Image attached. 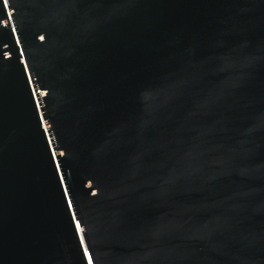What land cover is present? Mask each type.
<instances>
[{
	"label": "water",
	"instance_id": "obj_1",
	"mask_svg": "<svg viewBox=\"0 0 264 264\" xmlns=\"http://www.w3.org/2000/svg\"><path fill=\"white\" fill-rule=\"evenodd\" d=\"M264 264V0H0V264Z\"/></svg>",
	"mask_w": 264,
	"mask_h": 264
},
{
	"label": "snow or ice",
	"instance_id": "obj_2",
	"mask_svg": "<svg viewBox=\"0 0 264 264\" xmlns=\"http://www.w3.org/2000/svg\"><path fill=\"white\" fill-rule=\"evenodd\" d=\"M4 3L7 4V0H4ZM89 264H91V260L89 261Z\"/></svg>",
	"mask_w": 264,
	"mask_h": 264
}]
</instances>
